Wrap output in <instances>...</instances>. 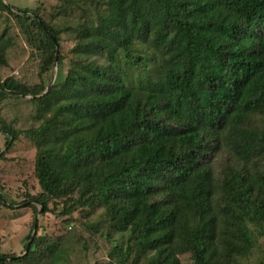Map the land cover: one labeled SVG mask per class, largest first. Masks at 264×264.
<instances>
[{
    "label": "trees",
    "instance_id": "obj_1",
    "mask_svg": "<svg viewBox=\"0 0 264 264\" xmlns=\"http://www.w3.org/2000/svg\"><path fill=\"white\" fill-rule=\"evenodd\" d=\"M11 9L0 0L18 17ZM26 19L45 38L48 70L57 31L35 9ZM5 48L0 36V65ZM72 52L46 91L0 80V100L31 96L41 119L24 131L0 124L5 150L20 134L35 144L33 209L50 211L51 197H64V214L103 207L110 229L128 232L132 264H180L185 253L193 264H240L253 246L248 224L264 222V166L252 167L264 127L248 123L264 117V0H106ZM223 146L237 161L218 181L211 161ZM44 235L19 257L0 253V264H75L74 235Z\"/></svg>",
    "mask_w": 264,
    "mask_h": 264
},
{
    "label": "rangeland",
    "instance_id": "obj_2",
    "mask_svg": "<svg viewBox=\"0 0 264 264\" xmlns=\"http://www.w3.org/2000/svg\"><path fill=\"white\" fill-rule=\"evenodd\" d=\"M105 1L4 0L12 7L11 11L19 16L0 10V36L6 44L5 62L0 65V80L12 76L30 85L42 82L47 87L53 77L54 81L62 79L74 57L72 49L77 32L83 24L94 23L96 16L103 12ZM16 9H26L28 12H17ZM33 9L57 31V58L62 60L60 67L54 62L48 70L41 69L46 52L45 38L26 19ZM132 75H138L135 69H132ZM30 98L9 93L5 95L0 100V124L20 131L39 125L41 119L36 117L37 105ZM248 123L250 127L262 128L264 117L252 115ZM4 142L5 138L0 132V253L6 256L22 254L29 240L27 236L33 229L32 222L36 219L35 233H45L44 239L48 241L64 234L74 235L69 242L68 252V255L75 256L72 263L84 264L74 260L86 258L89 264H132L134 251L131 250L128 257L123 252L128 244V232L117 233L110 229L103 207H76L69 214H64V197H51L50 211L44 213L40 204L33 209L36 202L31 197L40 191L33 172L35 144L24 134H20L8 150H5ZM236 161L228 146L220 148L211 161L214 177L219 181L226 167L234 165ZM254 165L262 171L264 158L255 159L252 167ZM74 196L76 193L71 195ZM248 227L252 231L253 246L247 254L235 256V259L240 264H264V236L260 234L264 222L261 227L252 223ZM115 246L117 249H114ZM179 259L180 264H193L189 253L180 255ZM146 260V257L142 258L139 264H145Z\"/></svg>",
    "mask_w": 264,
    "mask_h": 264
},
{
    "label": "water",
    "instance_id": "obj_3",
    "mask_svg": "<svg viewBox=\"0 0 264 264\" xmlns=\"http://www.w3.org/2000/svg\"><path fill=\"white\" fill-rule=\"evenodd\" d=\"M52 40L53 41H55L53 38H52ZM56 45V44H55ZM57 46H56V53H55V63H57L56 61H57ZM54 79V77L52 78V80H51V82L49 83V85L47 86V88H46V90L48 89V87L50 86V85H52L53 84V80ZM45 90V91H46ZM44 91V92H45ZM36 225H37V220L35 219L34 220V222H33V229H32V233H31V236H30V239L27 241V243L25 244V247H24V252L22 253V254H24L26 251H27V249L29 248V244H30V242H31V239H32V237H33V235L35 234V227H36ZM22 254H20V255H16V256H10V257H8V259H11V258H13V257H19V256H21Z\"/></svg>",
    "mask_w": 264,
    "mask_h": 264
}]
</instances>
